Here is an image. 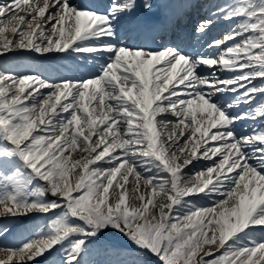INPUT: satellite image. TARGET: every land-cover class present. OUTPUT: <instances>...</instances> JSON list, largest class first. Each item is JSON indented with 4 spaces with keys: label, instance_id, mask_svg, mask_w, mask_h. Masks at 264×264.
I'll return each instance as SVG.
<instances>
[{
    "label": "snow or ice",
    "instance_id": "6c2138e0",
    "mask_svg": "<svg viewBox=\"0 0 264 264\" xmlns=\"http://www.w3.org/2000/svg\"><path fill=\"white\" fill-rule=\"evenodd\" d=\"M18 228L0 264H264V0H0V239Z\"/></svg>",
    "mask_w": 264,
    "mask_h": 264
},
{
    "label": "rangeland",
    "instance_id": "374dc122",
    "mask_svg": "<svg viewBox=\"0 0 264 264\" xmlns=\"http://www.w3.org/2000/svg\"><path fill=\"white\" fill-rule=\"evenodd\" d=\"M18 14H24L23 12H19ZM13 59V58H12ZM173 120H175V118L173 119ZM182 146V145H181ZM75 158H77V159H79L80 158V156L81 155H86V154H83V153H80L79 152V150L77 151V152H74L73 154H72ZM218 159V158H217ZM211 162L210 161H201L200 163H197V165H195V171H199V170H201L202 168H204L206 165H209ZM105 167H107L108 165H104ZM77 172L79 171V169H77L76 170ZM76 175H74V174H72V173H70V180L72 179V177H75ZM129 180H130V183H129V187L131 188L132 187V183H131V181H132V177H130L129 178ZM141 191L143 192L144 191V189L142 188L141 189ZM110 192H111V190H110ZM222 198V197H221ZM156 199H160V197H156ZM130 203L131 204H138L139 203V201H137V200H130ZM36 222H39V221H36ZM18 223H23L22 221H18ZM22 231V229H20V228H18L17 230H16V233H14L12 236H7V237H4L3 239H0V243H2V245H0V246H4V245H7V246H13V245H8V241L12 238V237H15L16 239H18V241H20L21 240V237H20V235H19V233Z\"/></svg>",
    "mask_w": 264,
    "mask_h": 264
},
{
    "label": "bare ground",
    "instance_id": "6f19581e",
    "mask_svg": "<svg viewBox=\"0 0 264 264\" xmlns=\"http://www.w3.org/2000/svg\"><path fill=\"white\" fill-rule=\"evenodd\" d=\"M214 2H216V3H222V2H225V0H214ZM227 2H229V3H231V2H233V0H227ZM198 15L199 14H197L196 13V16L195 17H198ZM226 27H228V26H226ZM177 87L179 88V87H183V86H181V85H177ZM44 91H47V90H44ZM183 95V94H182ZM89 107H90V109H92V108H97L98 109V104H96L95 102H92V103H90V105H89ZM95 115H100L101 113L97 110L95 113H94ZM170 117H172V115L171 114H167V118L169 119ZM159 116L157 117V119L159 120ZM82 123H83V121H82ZM205 127L207 126L206 125V123H205V125H204ZM214 130V129H213ZM171 131V129H169V132ZM177 131H179V130H177ZM199 135V134H198ZM197 165V164H196ZM202 204H203V206H205V207H207V206H211V201H202L201 202ZM3 256H4V253L3 252H0V258H3Z\"/></svg>",
    "mask_w": 264,
    "mask_h": 264
}]
</instances>
